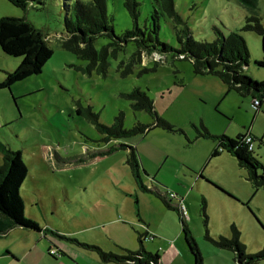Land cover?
Returning <instances> with one entry per match:
<instances>
[{"label":"rangeland","instance_id":"374dc122","mask_svg":"<svg viewBox=\"0 0 264 264\" xmlns=\"http://www.w3.org/2000/svg\"><path fill=\"white\" fill-rule=\"evenodd\" d=\"M78 1L87 0H44L42 5L35 2L23 11L0 0V18L30 21L48 36L54 51L40 75L0 89V142L21 151L29 170L21 188L25 219L39 224L48 238L62 245L70 244L67 239L78 240L69 236L77 234L88 239L87 244L112 253H122L120 248L136 251L138 235L147 233L146 252L159 254L163 264H185L168 257L159 245L164 238L140 222L143 216L155 224L165 218L159 208L161 201L135 183L126 164V151L100 156L104 150L129 145L137 147L140 154L144 184L183 202L187 224L205 264H236L234 252L218 248L207 238H230L232 225L240 230L247 254L262 251L264 190H255L234 156L226 152L213 156L217 147L214 138L194 143V126L202 122L215 137L237 138L253 132L264 141V103L259 113L251 96L228 92L218 78L195 75L190 61L159 53L144 55L143 65L122 77L117 68L120 61L133 54L132 43L118 60L111 59L106 78L78 71L87 62L62 46L67 35L65 19L74 17ZM138 1L139 26L150 28L155 9L159 10L158 0ZM256 2L253 12L264 18V0ZM175 6L197 41L212 43L218 37L239 32L250 54L245 73L253 81L264 82V37L243 31L246 15L252 14L244 2L175 0ZM107 10L116 34L133 28L124 0H107ZM158 23L160 41L179 48L168 18L160 15ZM108 42L107 38H98L95 47L101 50ZM154 62L159 65L156 71L152 70ZM20 63V58L4 54L0 48V82ZM135 88L147 92L159 116L183 133L157 129L146 136L109 142L85 114L78 112L90 109L106 126H111L120 112L125 114L127 129L137 123L151 125L153 117L147 112L135 113L131 101L124 97ZM254 149L264 167V143L258 140ZM167 213L173 220L168 222V233L175 236L181 232L182 223L177 213ZM58 232L67 239H61ZM258 264H264V260Z\"/></svg>","mask_w":264,"mask_h":264},{"label":"trees","instance_id":"16d2710c","mask_svg":"<svg viewBox=\"0 0 264 264\" xmlns=\"http://www.w3.org/2000/svg\"><path fill=\"white\" fill-rule=\"evenodd\" d=\"M7 1L23 11H27L29 6L36 3L38 5L44 3V0ZM240 1L244 2L246 7L252 11L251 15H246L243 31L253 32L264 37V18L253 12L254 9H257L256 0ZM157 2L159 10L155 9L153 26L142 29L139 26L141 3L138 0H124V6L133 20V28L118 35L114 31L113 18L107 10V0L78 1L74 7V17L65 19L67 35L62 41L65 50L77 59L87 62V66L78 67V71L89 75L96 73L106 78L110 70L111 59L118 60L128 45L132 43L134 45L133 54L128 60L120 61L117 68L122 77L131 75L136 67L143 65L144 55L163 54L173 60L190 61L195 75L218 78L227 87L228 92L235 91L242 96H251L253 98L252 104L255 101L259 102L255 109L260 112L264 103V82L253 81L245 73L250 63V54L240 33L232 32L227 37H218L212 43L197 41L192 36L183 17L177 12L175 0H158ZM160 15L168 18L172 23L179 48H174L160 41L158 23ZM98 38L109 40L101 50H97L95 47V41ZM0 48L4 54L21 59L16 70L6 73V78L0 82V89L11 88L19 81L40 75L44 66L54 55V51L49 45L48 36L30 21L19 18H0ZM154 64L155 67L152 70L156 71L159 65L157 62ZM148 71V69L143 70V72ZM124 97L131 101L135 113L147 112L150 114L154 120L153 124L137 123L133 128L127 129L125 127V114L120 112L115 117L114 123L111 126H106L100 121L99 115L90 109L86 113L81 109H78V112L85 114L88 120L97 127V130L105 136V140L109 142L139 135L146 136L157 129L175 134L183 133L181 129L159 116L154 101L147 92L135 88L131 93L125 94ZM194 128L196 131L194 143L200 139L214 138L217 148L213 156H219L223 152L231 154L237 159L239 166L246 170V178L255 190H264V167L254 155V151H249V147L245 143V135H239L237 138H228L224 135L215 137L202 122ZM249 135L254 143L258 140L264 143L262 138H257L251 132ZM120 149L126 151V164L140 190L154 194L165 208L178 214L182 223L184 241L194 264H205L202 251L187 224L186 217L180 211L179 204H173L169 192L161 193L159 190H150L144 184L142 163L137 147L120 145L104 150L100 156L111 155ZM0 153L3 157V164L0 166V231H4L10 226H19L26 230L42 232V227L39 224L25 219L21 188L28 177L29 170L23 160L22 152L13 151L8 145L0 142ZM231 232L230 238L220 236L214 240L208 235L207 238L218 248L234 252L236 264H258L264 260V249L256 254L246 253V247L241 242V232L236 225L231 226ZM55 235H57L56 232ZM58 236H60L59 233ZM147 237V233L138 235L140 249L137 251L120 248L122 253H112L105 252L97 246L80 243L76 239H67L62 236L63 239L75 243L82 249L97 254L100 260L106 264H162V258L159 254L145 251L144 240Z\"/></svg>","mask_w":264,"mask_h":264},{"label":"crops","instance_id":"0c3cea01","mask_svg":"<svg viewBox=\"0 0 264 264\" xmlns=\"http://www.w3.org/2000/svg\"><path fill=\"white\" fill-rule=\"evenodd\" d=\"M260 112H262V110ZM251 133L259 138L253 132ZM179 200L178 198L174 199L173 204L180 203L181 201ZM160 204L161 207L159 208L165 218L161 223L155 224V222L147 219L145 216H143V219H140V222L145 223L150 229L153 228L156 234L164 238L159 243L160 249L168 253V257L172 256L175 263L177 260H182L185 264H194L193 258L184 241L182 229L181 232L176 233L175 236L168 233L167 227L170 226L168 222L171 223L173 220L167 213L170 210L165 208L162 202ZM171 212L175 213L174 211ZM164 221L167 222V224H165ZM69 236L78 237L80 243L87 244L89 242L88 239L80 238L77 234H71ZM0 242V264H106L100 260L97 254L84 250L75 243L70 242L68 245H66V243L62 245V243L48 238L43 228L42 232H35L19 226H10L4 231H0ZM137 244V250H139L140 244L138 239ZM53 250L57 251L54 256L51 254ZM190 259L192 262H190Z\"/></svg>","mask_w":264,"mask_h":264},{"label":"built area","instance_id":"2783aa9c","mask_svg":"<svg viewBox=\"0 0 264 264\" xmlns=\"http://www.w3.org/2000/svg\"><path fill=\"white\" fill-rule=\"evenodd\" d=\"M259 105V102L258 101H255L253 106L254 108H256V106ZM245 143L248 145L249 147V151H254V141L252 139V137L248 134V135H245ZM171 199H176V196L175 195H170ZM179 204V208H180V211L181 213L186 217L187 216V210L185 208V206L183 205L182 201ZM153 239V238H152ZM57 251L53 250L51 251V254L54 256L56 254Z\"/></svg>","mask_w":264,"mask_h":264}]
</instances>
